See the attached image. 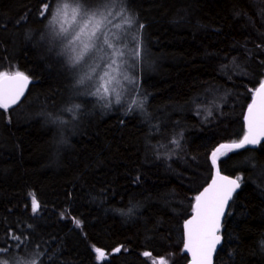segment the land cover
I'll list each match as a JSON object with an SVG mask.
<instances>
[{
  "label": "trees",
  "instance_id": "trees-1",
  "mask_svg": "<svg viewBox=\"0 0 264 264\" xmlns=\"http://www.w3.org/2000/svg\"><path fill=\"white\" fill-rule=\"evenodd\" d=\"M59 2L0 0V74L30 78L0 107V264H187L183 222L212 178L211 152L244 137L264 81V0L118 2L150 68L115 102L70 70L51 28ZM227 150L219 168L241 187L215 264H264V142Z\"/></svg>",
  "mask_w": 264,
  "mask_h": 264
},
{
  "label": "snow or ice",
  "instance_id": "snow-or-ice-1",
  "mask_svg": "<svg viewBox=\"0 0 264 264\" xmlns=\"http://www.w3.org/2000/svg\"><path fill=\"white\" fill-rule=\"evenodd\" d=\"M118 2L122 3L123 0H100V6L94 9H89L84 8L81 5L80 0H76L77 6L72 10V21L73 24L76 25V29L71 32L68 29L63 30L67 46H71L69 51L74 53V55L68 57V62L73 67L86 65L89 67L90 72L96 73V67L91 66L89 61L95 56L96 51H102L105 47L108 49L114 47V45L110 44L108 40L107 25L110 23L108 15H111V12L106 10L109 6L115 8ZM67 8V4L58 6L53 13V20H55L57 16H67ZM49 10V3H43L40 15L44 16ZM124 12H126V9L121 8V13ZM78 20L80 21L79 23L77 22ZM125 22L131 24L133 21L130 17H126ZM141 27L143 26L141 25ZM113 39L118 42V38L113 37ZM77 45H80L79 51H77ZM120 55L122 56L123 53H120ZM112 64H115L114 59H110L108 66L110 67ZM85 75L87 76V79H92L91 75H88L87 73ZM108 75L107 72H105L103 76H99L97 73L99 80L103 82L99 84L96 92L93 93L94 95H100L101 91L103 94L109 93L108 83L110 81L105 80V77ZM27 80L28 77L20 72H16L11 76L7 73L0 74V81H3L4 83L3 94L0 96V107L7 108L10 103H15L19 95L22 93L23 86L27 83ZM84 82V77L78 81L80 84H83ZM10 84L16 85V90L12 94L9 92ZM248 112L249 133L240 143L234 144L231 147L241 148L245 144L254 145L259 143L256 138V133H254V129L264 132V83H261L256 90V98H254L253 103L249 105ZM213 162H215V153L213 154ZM237 180H239V177ZM237 180L228 181L227 183L231 187L217 189L208 200H204V198L207 197L208 193L213 192L211 187L205 189L204 193L196 197L197 214L200 219V224L194 229H190L189 243L185 245L187 250L192 253V264H211L209 253L215 248V245L219 243V237L214 236L217 217L223 214L224 205L227 204L232 192L239 187ZM202 200H204L203 205L201 204ZM32 204L33 210L35 211L39 205L34 197ZM195 219L196 218H194V220ZM186 223L188 225H193L194 221L190 220ZM14 239L18 240L19 237H14ZM17 247H20V245L17 244ZM6 251H8L6 248L0 249V253ZM95 251L99 254L100 258L104 257L105 254L102 250L96 249ZM114 251H119V249H115ZM145 255H148V253H145ZM4 264H7V262H4ZM17 264H19V262H17ZM30 264H36V261L33 260ZM161 264H163V261H161Z\"/></svg>",
  "mask_w": 264,
  "mask_h": 264
},
{
  "label": "rangeland",
  "instance_id": "rangeland-1",
  "mask_svg": "<svg viewBox=\"0 0 264 264\" xmlns=\"http://www.w3.org/2000/svg\"><path fill=\"white\" fill-rule=\"evenodd\" d=\"M64 4L68 5V8L66 9L68 15L57 16L55 20L52 18L51 28L56 31L60 37H62L60 44L61 47L64 48L65 52L63 51L61 53H64V55L66 54L65 57L68 60V57L70 55H74V53L69 51L71 46H67V41L64 39L63 30L68 29L71 32L76 29V25L73 24L72 21V10L76 8L77 5L75 6L61 0L55 9L58 6H62ZM121 8L126 9L117 3L115 8L109 6V8L106 10L111 12V15H108V20L110 21V23L107 25L108 40L110 44L114 45V47L112 49L105 47L102 51H96L95 56L89 61L91 66L96 67V73L90 72L89 67L86 65H80L77 67H73L71 64L69 65L70 70L71 68H74V72L79 77V80L84 77L85 82L83 84H79L83 91L88 94L95 93L99 84L103 82L99 80L97 73L99 76H103L104 73L107 72L109 75L105 77V80L110 81L108 83L109 93L103 94L101 91V94L98 96L101 98L107 96L111 98L113 102L120 99L123 91L128 88L129 83H133L131 78L134 76H132L133 73H141L142 71L150 68V57L145 47L143 46L140 51H138L141 40L140 33L134 30L133 22L131 24L125 22L126 17H130L133 21L132 15L127 10L126 12L121 13ZM77 22L79 23L80 21L78 20ZM113 37L118 38V42L117 40H114ZM79 48L80 45H77V51H79ZM120 53H123V55L121 56ZM110 59H114L115 64H112L109 67L108 65L110 63ZM86 73L91 75V80L87 79V76L85 75ZM222 151L225 153L228 150L224 149ZM96 249L97 248H95V250ZM96 256L98 260H103L105 258V256L100 258L97 252ZM161 261H163V264H167L165 260H159L157 258L152 259L154 264H161ZM17 262H19V264H28L26 261L22 260H17Z\"/></svg>",
  "mask_w": 264,
  "mask_h": 264
},
{
  "label": "water",
  "instance_id": "water-1",
  "mask_svg": "<svg viewBox=\"0 0 264 264\" xmlns=\"http://www.w3.org/2000/svg\"><path fill=\"white\" fill-rule=\"evenodd\" d=\"M13 74L14 73L8 74V75L11 76ZM24 75L28 77V75H26V74H24ZM261 83H264V81L261 82ZM29 85H30V78L28 77L27 83L23 86L22 93L19 95V97L16 100V102L15 103H10L7 108H4V107L3 108L4 109H8L11 106L15 105L16 103H19L23 99V97L26 95V92H27V90L29 88ZM259 86L256 88V90L259 88ZM3 89H4V83H3V81H0V96H2V94H3ZM15 90H16V85L15 84H10L9 85L10 94L14 93ZM256 90H255V92H254V94L252 96V99H251L249 105H251L253 103L254 98H256ZM248 108H249V106L246 108V110L244 112V125H245V130H246V134L244 135V137L246 135H248V133H249V122H248L249 112H248ZM254 133H256V138L259 141V143L254 144V145L253 144H245L243 147L254 148V147H257L258 145H260V144H262L264 142V132H260L258 129H254ZM244 137L241 140H239V141L220 143L218 146H216L212 150L211 155H210V159H211L212 164H213V175H212V178L209 180V182L206 185H204L203 188L199 191L197 196H200L202 193L205 192V189H209L211 187L213 189V192L208 193L207 197L204 198V200H208V199H210L212 197L213 193L217 189H220V188H223V187H231L230 185H228V183H227L228 181L237 180L236 176L226 174V173H224V172H222L220 170L219 162L217 160V155L224 149H241V148H243V147L235 148V147H231V146L234 145V144L240 143L244 139ZM222 146H227V147H222ZM214 153H215V162H213V154ZM222 178H226V179H222ZM214 182H215V185H214ZM237 183L239 184V187L236 188L232 192L231 197L228 199L227 204L224 205L223 214L217 217V222L215 224V230H214V236L219 237V243H217L215 245V248L213 250H211L210 253H209V259H210L211 264H215L216 254H217L218 250L220 249V247H221V245L223 244V241H224V237H223V234H222V227H223V223H224V220L226 218V215H227V213L229 211L230 204H231L235 194L239 191V189L241 187L240 180H237ZM204 200L201 201L202 205L204 203ZM194 218H196V219L194 220ZM190 220L194 221L193 225H188L186 223L187 221H190ZM199 224H200V219L198 218V214H197V200L195 199V201H194V210H193L192 214L189 217H187L184 220V222H183L184 253L189 258L187 264H192V259H193L192 253L190 251H188L187 248L185 247V245L189 243V231H190V229H194Z\"/></svg>",
  "mask_w": 264,
  "mask_h": 264
},
{
  "label": "bare ground",
  "instance_id": "bare-ground-1",
  "mask_svg": "<svg viewBox=\"0 0 264 264\" xmlns=\"http://www.w3.org/2000/svg\"><path fill=\"white\" fill-rule=\"evenodd\" d=\"M16 104H18V103H16ZM16 104H15V105H16ZM15 105H13V106H15ZM13 106H11V107H13ZM11 107H10V108H11Z\"/></svg>",
  "mask_w": 264,
  "mask_h": 264
}]
</instances>
